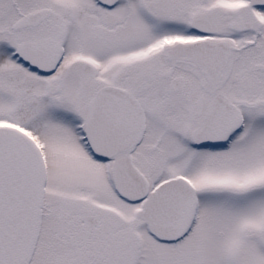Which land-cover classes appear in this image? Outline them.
<instances>
[{
    "label": "snow or ice",
    "instance_id": "6c2138e0",
    "mask_svg": "<svg viewBox=\"0 0 264 264\" xmlns=\"http://www.w3.org/2000/svg\"><path fill=\"white\" fill-rule=\"evenodd\" d=\"M0 264H264V0H0Z\"/></svg>",
    "mask_w": 264,
    "mask_h": 264
}]
</instances>
